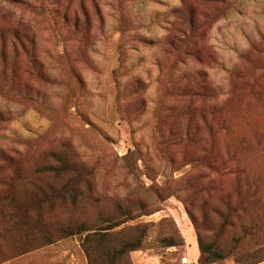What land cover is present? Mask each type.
I'll return each instance as SVG.
<instances>
[{"label":"rangeland","instance_id":"rangeland-1","mask_svg":"<svg viewBox=\"0 0 264 264\" xmlns=\"http://www.w3.org/2000/svg\"><path fill=\"white\" fill-rule=\"evenodd\" d=\"M15 1L0 0V148L27 160L16 189L53 154L82 163L89 183L74 200L42 198L16 231L0 215V256L42 237L1 264H87L80 237L60 228L116 217L111 195L152 212L132 221L149 230L131 264H264V0ZM191 86L210 93L191 99ZM195 156L239 163L217 181L241 201L230 211L189 185L214 175ZM36 176L50 195L67 175ZM197 234L224 256L199 263Z\"/></svg>","mask_w":264,"mask_h":264},{"label":"trees","instance_id":"trees-1","mask_svg":"<svg viewBox=\"0 0 264 264\" xmlns=\"http://www.w3.org/2000/svg\"><path fill=\"white\" fill-rule=\"evenodd\" d=\"M6 1H8V3L17 2L15 0ZM16 38V35H14V41ZM24 51L28 56V63L37 68L38 65L34 60L35 54L32 46ZM197 86L199 85L197 84ZM187 93H189L188 95L193 99L195 96L199 97L200 95L206 97L210 92L208 90L205 92L201 89L197 90L196 86H191L187 88ZM203 121L208 126L210 132L209 141L207 142L209 147L213 131L210 122L207 119H203ZM179 142L180 140L176 141L174 145H177ZM184 142L187 146H191V144L194 143L192 139L186 138H184ZM171 144V140L166 139L162 142L164 148L160 149V152H167L166 147H170ZM135 153V151H132L130 154ZM51 157L53 163L45 165L43 168L42 164L38 166L37 163H34L35 170L29 179L24 181L27 186L25 187V191L21 193L16 189L15 182L21 181L20 171L24 166H28L26 163L27 160L18 152H11L0 148V215L5 221V224L10 225V228H7L6 231L12 232L16 231L18 228L27 226L28 219L32 217V214L36 213V215H39L42 212V198L46 200L50 197L51 199L67 197L74 200L77 196L76 186L81 182L89 183L88 170L82 163L73 162L55 154L51 155ZM124 159L129 160L130 157L126 156ZM208 160L206 156H195L192 159V163L196 165L203 164L208 170H213L214 175L208 177L204 175L206 181L201 182V176L196 174V179L194 180L196 181V185H193V183L189 185L199 191V193L205 192L210 198L211 195L214 196L218 204L225 206V208L230 211L233 205H237L241 201L238 200L233 202L230 192L228 190L226 191L217 181L224 177H237V175L241 173L239 163L230 156H226V159H224L223 156L219 157L218 161L214 164L212 163L213 165L208 163ZM126 168L132 176L136 175V169L132 165H127ZM42 170L54 175H67L65 181L58 187L57 192H51L50 195L42 193V185L39 184L41 182H34L33 176H41ZM156 190L158 191V188ZM110 198L116 206V211L119 213L116 217L109 216L99 220L90 227H88L85 222L80 221L69 223L65 225V227L60 228L59 234L63 237L72 235L80 237V246L87 264H131L129 254L133 251L142 249L145 239L148 236L149 229L147 225L133 223L132 221L141 216L149 215L152 212L144 211L146 210V206L140 201L131 203L128 198H116L114 195H111ZM108 200L111 201L110 199ZM38 221L41 222V219ZM231 225L230 223V226ZM36 227L37 226L31 227L30 231L27 233H32V230L35 231V229H37ZM244 229H242L243 235L241 239L249 236V231L253 233L255 228ZM197 237L201 254L199 263L216 261L224 256L217 250L218 248L215 244L203 247L198 234ZM33 240L34 241L26 248L9 251L1 255L0 264L31 252L41 246L42 237H36ZM56 241L49 240L46 245ZM13 242H15V240ZM163 242L165 246L177 245L174 238L163 239ZM182 242L181 240V244ZM259 248H264V242L259 245ZM203 255L209 257V259L203 257Z\"/></svg>","mask_w":264,"mask_h":264}]
</instances>
